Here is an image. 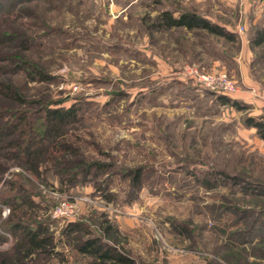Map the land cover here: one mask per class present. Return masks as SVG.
<instances>
[{"label": "rangeland", "instance_id": "obj_1", "mask_svg": "<svg viewBox=\"0 0 264 264\" xmlns=\"http://www.w3.org/2000/svg\"><path fill=\"white\" fill-rule=\"evenodd\" d=\"M3 3L0 264H99L91 239L125 264H264V141L247 124H264V0ZM164 12L230 38L161 27ZM54 109L74 117L36 160L15 155ZM26 230L47 249L26 255Z\"/></svg>", "mask_w": 264, "mask_h": 264}, {"label": "trees", "instance_id": "obj_2", "mask_svg": "<svg viewBox=\"0 0 264 264\" xmlns=\"http://www.w3.org/2000/svg\"><path fill=\"white\" fill-rule=\"evenodd\" d=\"M4 0H0V13L4 12L5 5L3 3ZM158 21L161 27L173 29V28H185L187 31H193V30H204L208 34L223 37V38H230V36L227 34V32L214 24H211L208 20L205 18L199 17L193 13H180L178 17H174L169 12L161 13L158 16ZM6 36V35H5ZM255 45L260 46L262 43H264V31L259 32L258 36L255 40ZM32 71V69H31ZM35 74L36 72L33 71ZM223 101L228 102V99L222 98ZM47 120V124L41 126V128H38L37 130H34L31 128V130H28V135L26 138L21 139L19 138L20 142H10L9 147L11 146L13 149H16L15 155H22L24 159L28 162H32L36 160L38 155L40 154V151L37 150V145L41 141V139H45L46 137L54 138L57 134L60 126L65 124V122L71 118L74 117V114L70 113V111H60L57 109L54 110H46L45 113ZM247 124L250 126H253L256 128L258 135L260 138L264 141V124L254 122L252 119H249L247 121ZM3 129H0V138L1 140H4L11 130L13 129V126H3ZM138 174L139 171H136L133 175V181L136 182L138 180ZM137 183V182H136ZM17 225V224H16ZM72 229L79 230V227L75 224L70 225ZM22 229V226H13L12 230H18ZM21 227V228H20ZM77 227V228H76ZM24 229V228H23ZM42 230H29L25 231V234L23 236L26 240V245L29 247L26 251V255L29 254L31 251L35 250H46L49 246V238L45 236L42 237ZM80 251L83 253H90L95 259H97L99 264H105V263H113L118 262L119 264H125L126 261L122 259L119 256H114L109 251L104 252L101 248V246L98 244L97 240L91 239V240H85L80 248Z\"/></svg>", "mask_w": 264, "mask_h": 264}, {"label": "built area", "instance_id": "obj_3", "mask_svg": "<svg viewBox=\"0 0 264 264\" xmlns=\"http://www.w3.org/2000/svg\"><path fill=\"white\" fill-rule=\"evenodd\" d=\"M203 80L207 83V86H210V88H215L224 93H229L232 90L231 85L225 80L224 76H219L218 78L209 76L203 78Z\"/></svg>", "mask_w": 264, "mask_h": 264}, {"label": "crops", "instance_id": "obj_4", "mask_svg": "<svg viewBox=\"0 0 264 264\" xmlns=\"http://www.w3.org/2000/svg\"><path fill=\"white\" fill-rule=\"evenodd\" d=\"M216 26H218L217 23H216ZM218 27H220V26H218Z\"/></svg>", "mask_w": 264, "mask_h": 264}]
</instances>
